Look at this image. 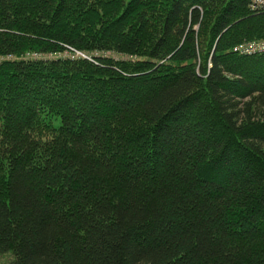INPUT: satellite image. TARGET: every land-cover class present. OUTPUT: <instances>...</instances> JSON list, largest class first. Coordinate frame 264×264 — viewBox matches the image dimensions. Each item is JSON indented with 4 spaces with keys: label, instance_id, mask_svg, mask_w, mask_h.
<instances>
[{
    "label": "trees",
    "instance_id": "16d2710c",
    "mask_svg": "<svg viewBox=\"0 0 264 264\" xmlns=\"http://www.w3.org/2000/svg\"><path fill=\"white\" fill-rule=\"evenodd\" d=\"M263 36L248 0H0V264H264Z\"/></svg>",
    "mask_w": 264,
    "mask_h": 264
},
{
    "label": "built area",
    "instance_id": "2783aa9c",
    "mask_svg": "<svg viewBox=\"0 0 264 264\" xmlns=\"http://www.w3.org/2000/svg\"><path fill=\"white\" fill-rule=\"evenodd\" d=\"M248 8L251 12H263L264 0H248ZM233 52L239 56H251L264 53V36L258 40H252L236 45ZM81 54L76 53V56Z\"/></svg>",
    "mask_w": 264,
    "mask_h": 264
},
{
    "label": "rangeland",
    "instance_id": "374dc122",
    "mask_svg": "<svg viewBox=\"0 0 264 264\" xmlns=\"http://www.w3.org/2000/svg\"><path fill=\"white\" fill-rule=\"evenodd\" d=\"M254 41V40H253ZM234 48V47H233ZM81 56H83V55H81Z\"/></svg>",
    "mask_w": 264,
    "mask_h": 264
}]
</instances>
